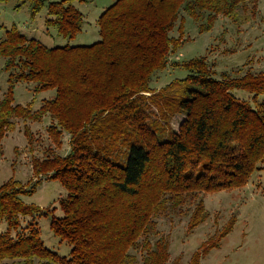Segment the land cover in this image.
Here are the masks:
<instances>
[{"label": "trees", "instance_id": "trees-1", "mask_svg": "<svg viewBox=\"0 0 264 264\" xmlns=\"http://www.w3.org/2000/svg\"><path fill=\"white\" fill-rule=\"evenodd\" d=\"M83 1L27 0L31 16L46 7L44 23L63 44L48 46L15 27L0 41V75L7 72L0 160L3 139L20 121L28 137V124L48 117L57 147L63 132L70 135L66 154L50 149L32 158L28 186L13 177L0 185V264H178L160 219L187 215L192 230L209 215L207 192L242 187L264 167V71L218 73L205 56L173 55L185 41L186 16L209 31L220 15L236 20L248 0H114L97 19L95 41L70 42L85 23L76 4ZM168 66L187 74L153 89ZM19 82L54 92L34 109L16 102ZM45 179L65 189L60 215L23 198ZM48 213L66 255L41 237L38 219ZM221 238L202 243L189 264H201Z\"/></svg>", "mask_w": 264, "mask_h": 264}, {"label": "rangeland", "instance_id": "rangeland-1", "mask_svg": "<svg viewBox=\"0 0 264 264\" xmlns=\"http://www.w3.org/2000/svg\"><path fill=\"white\" fill-rule=\"evenodd\" d=\"M52 1V0H45ZM114 0H85L76 2L85 16V23L80 32L70 41L90 43L98 38L97 19L100 13ZM256 2V3H255ZM255 3V7L252 8ZM44 6L36 15L31 16L27 0L0 1V41L6 36V31L15 27L30 37H35L48 46L63 44L64 38L58 36L55 30L47 28ZM179 25V22L178 24ZM180 32L185 41L173 55L180 61H186L197 56H205L214 68L231 75L247 71H264V0H248L238 9L236 20L231 16L220 15L215 20L212 29L199 32L193 20L186 16ZM176 27L172 34H178ZM172 57V58H173ZM187 70L184 67H166L157 74L151 86L159 90L176 78L184 77ZM7 72L0 75V97L7 87ZM54 90L36 92L34 84L19 82L14 90L16 102L26 104L32 101V107L38 108L41 101L50 98ZM247 97L246 92H236ZM180 117L173 119V126H178ZM8 132L3 139L4 156L0 160V185L8 178L20 180L24 185L34 179L32 158L43 157L52 149L58 154H66L69 150L70 135L63 132L61 146L50 140L48 126L50 119L32 121L28 124L31 134L24 132L21 124ZM27 125V124H26ZM29 139H32L30 145ZM65 189L58 179H45L30 195H23L27 203L41 206L43 209L56 207L55 214L63 213L59 205L60 196ZM205 207L209 212L206 220L192 230L188 229L187 215L175 218L169 222L160 219V234L169 240L170 260L177 259L178 264H189L195 250H202V243L218 241L223 234L221 230L235 218L232 229L221 238L206 255H201V264H264V167L253 172L248 182L238 188L225 189L217 192H207ZM51 215L39 216L41 237L45 244L59 253L66 255L69 246L60 242L50 229ZM205 256V257H204ZM204 257V258H202Z\"/></svg>", "mask_w": 264, "mask_h": 264}, {"label": "crops", "instance_id": "crops-1", "mask_svg": "<svg viewBox=\"0 0 264 264\" xmlns=\"http://www.w3.org/2000/svg\"><path fill=\"white\" fill-rule=\"evenodd\" d=\"M37 109V108H36Z\"/></svg>", "mask_w": 264, "mask_h": 264}]
</instances>
